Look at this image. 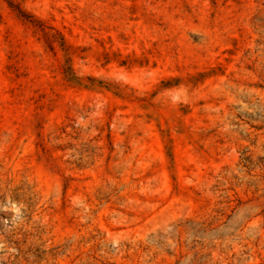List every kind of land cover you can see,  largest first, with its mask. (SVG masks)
I'll return each mask as SVG.
<instances>
[{
  "label": "rangeland",
  "instance_id": "rangeland-1",
  "mask_svg": "<svg viewBox=\"0 0 264 264\" xmlns=\"http://www.w3.org/2000/svg\"><path fill=\"white\" fill-rule=\"evenodd\" d=\"M0 0V264H264V0Z\"/></svg>",
  "mask_w": 264,
  "mask_h": 264
},
{
  "label": "trees",
  "instance_id": "trees-1",
  "mask_svg": "<svg viewBox=\"0 0 264 264\" xmlns=\"http://www.w3.org/2000/svg\"><path fill=\"white\" fill-rule=\"evenodd\" d=\"M7 1L12 7L18 9L19 11H22L18 2L14 1V0H7Z\"/></svg>",
  "mask_w": 264,
  "mask_h": 264
}]
</instances>
